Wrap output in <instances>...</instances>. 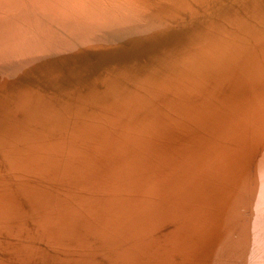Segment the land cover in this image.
I'll return each instance as SVG.
<instances>
[{
	"label": "bare ground",
	"instance_id": "6f19581e",
	"mask_svg": "<svg viewBox=\"0 0 264 264\" xmlns=\"http://www.w3.org/2000/svg\"><path fill=\"white\" fill-rule=\"evenodd\" d=\"M0 264H264V0H0Z\"/></svg>",
	"mask_w": 264,
	"mask_h": 264
}]
</instances>
